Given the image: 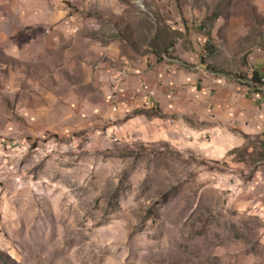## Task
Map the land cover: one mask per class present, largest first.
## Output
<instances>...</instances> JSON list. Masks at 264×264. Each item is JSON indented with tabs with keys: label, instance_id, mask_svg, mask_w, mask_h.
I'll return each instance as SVG.
<instances>
[{
	"label": "rangeland",
	"instance_id": "rangeland-1",
	"mask_svg": "<svg viewBox=\"0 0 264 264\" xmlns=\"http://www.w3.org/2000/svg\"><path fill=\"white\" fill-rule=\"evenodd\" d=\"M14 1L0 5V264H264V131L235 124L228 148L212 130L139 138L108 99L125 61L175 45L264 87L248 72L264 0H43L54 21Z\"/></svg>",
	"mask_w": 264,
	"mask_h": 264
},
{
	"label": "crops",
	"instance_id": "crops-1",
	"mask_svg": "<svg viewBox=\"0 0 264 264\" xmlns=\"http://www.w3.org/2000/svg\"><path fill=\"white\" fill-rule=\"evenodd\" d=\"M3 1L0 0V5ZM38 1L36 7L39 14L48 12L50 20H57L58 14L51 6L42 3L43 0ZM51 2L55 9L54 0ZM33 4V0L24 4L17 0L12 3L24 14H28ZM175 47H169L171 50L159 57L150 54L140 64L134 59L125 61L109 75L112 82L108 98L110 116L115 120L125 118L119 125L124 124L121 127L125 128L126 135L147 139L169 138L167 128H172L178 133H191L196 137L212 130L216 135L214 139L221 141L218 145L228 148V142L223 139L229 140L233 135L230 128L235 124L249 134L264 131V87L254 85L253 91L248 93V84L242 79L211 72L199 62L196 53L178 47L175 51ZM248 59V72L263 77L264 52L257 50ZM143 84L154 89L155 94L148 98L142 89ZM147 98L151 107H158L163 117L139 110L149 108L143 106V100ZM113 103L117 106L115 111H112ZM162 118L166 122L163 120V123ZM197 120L204 122L198 126Z\"/></svg>",
	"mask_w": 264,
	"mask_h": 264
},
{
	"label": "built area",
	"instance_id": "built-area-1",
	"mask_svg": "<svg viewBox=\"0 0 264 264\" xmlns=\"http://www.w3.org/2000/svg\"><path fill=\"white\" fill-rule=\"evenodd\" d=\"M169 50H171V49H168V51ZM249 81L251 82L252 79L249 80ZM142 89H143V91H145L146 96L148 98L151 97V96H153L155 94L154 89L150 88L147 84H143L142 85ZM253 89H254V84L251 83L250 86L248 87L247 91L251 93L253 91ZM148 98L143 100V104H145V106H149L151 104L150 103V100Z\"/></svg>",
	"mask_w": 264,
	"mask_h": 264
},
{
	"label": "trees",
	"instance_id": "trees-1",
	"mask_svg": "<svg viewBox=\"0 0 264 264\" xmlns=\"http://www.w3.org/2000/svg\"><path fill=\"white\" fill-rule=\"evenodd\" d=\"M255 79H258V73H253L252 74V80L254 81Z\"/></svg>",
	"mask_w": 264,
	"mask_h": 264
},
{
	"label": "bare ground",
	"instance_id": "bare-ground-1",
	"mask_svg": "<svg viewBox=\"0 0 264 264\" xmlns=\"http://www.w3.org/2000/svg\"><path fill=\"white\" fill-rule=\"evenodd\" d=\"M261 82H263V84H264V79H262V81Z\"/></svg>",
	"mask_w": 264,
	"mask_h": 264
}]
</instances>
